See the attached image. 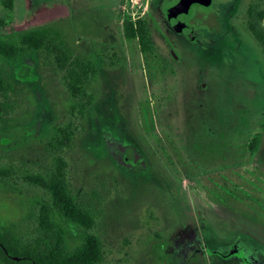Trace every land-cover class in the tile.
<instances>
[{
    "label": "rangeland",
    "instance_id": "374dc122",
    "mask_svg": "<svg viewBox=\"0 0 264 264\" xmlns=\"http://www.w3.org/2000/svg\"><path fill=\"white\" fill-rule=\"evenodd\" d=\"M177 1H150L141 41L124 36L123 0H0V37L49 27L64 43L61 62L53 49L0 56V225L24 247L55 242L32 204L50 195L24 176L62 159L94 224H58L71 249L96 236L99 264H264V0L194 4L196 43L168 24Z\"/></svg>",
    "mask_w": 264,
    "mask_h": 264
},
{
    "label": "trees",
    "instance_id": "16d2710c",
    "mask_svg": "<svg viewBox=\"0 0 264 264\" xmlns=\"http://www.w3.org/2000/svg\"><path fill=\"white\" fill-rule=\"evenodd\" d=\"M14 0H4V6L13 9ZM264 19V13L258 12L255 20ZM249 28L258 40L261 33L254 23L250 22ZM124 36L127 39L144 41L146 24L143 19L134 22L125 19L123 22ZM62 34L54 28H39L28 30L17 36L7 35L0 37V56L7 60H13L27 50L56 51V59L61 62L64 57ZM71 71L69 90L73 98L79 99L86 95L83 89L85 78L80 75L73 77ZM9 85L0 72V93L4 92ZM85 104H82L81 112ZM1 119V117H0ZM60 134L66 137V132L60 130ZM257 138H253L250 149L255 152ZM61 166L56 173L50 176L27 175L24 180L32 185L41 187L50 195V200L35 199L32 204L37 208V220L39 228L53 234L55 242L48 245L46 249L38 251L24 247L18 239L15 230L6 224L0 225V263L1 264H99L102 261V248L96 236L85 233L80 238V243L69 248L66 244L65 235L68 233L58 224V217L84 230L90 229L94 224L92 214L77 203L74 196L68 190L65 183V162L60 159ZM10 172L0 169V182L2 177L8 176Z\"/></svg>",
    "mask_w": 264,
    "mask_h": 264
},
{
    "label": "water",
    "instance_id": "95a60500",
    "mask_svg": "<svg viewBox=\"0 0 264 264\" xmlns=\"http://www.w3.org/2000/svg\"><path fill=\"white\" fill-rule=\"evenodd\" d=\"M212 0H179L173 8V14L169 15V24L176 29L182 37L191 43H196V35L194 30L187 24L190 17V7L195 4L210 6Z\"/></svg>",
    "mask_w": 264,
    "mask_h": 264
},
{
    "label": "built area",
    "instance_id": "2783aa9c",
    "mask_svg": "<svg viewBox=\"0 0 264 264\" xmlns=\"http://www.w3.org/2000/svg\"><path fill=\"white\" fill-rule=\"evenodd\" d=\"M151 0H123L124 5L122 6L125 14H128L132 20L139 18L140 16L146 15L149 11ZM131 15V17H130Z\"/></svg>",
    "mask_w": 264,
    "mask_h": 264
},
{
    "label": "flooded vegetation",
    "instance_id": "af4514ba",
    "mask_svg": "<svg viewBox=\"0 0 264 264\" xmlns=\"http://www.w3.org/2000/svg\"><path fill=\"white\" fill-rule=\"evenodd\" d=\"M159 1H160V0H152V2H153V6L158 5ZM178 2H179V0L176 2V4H177ZM176 4H175V5H176ZM195 4H198V3H195ZM193 5H194V4H193ZM193 5H192V6H193ZM198 5L203 6V5H201V4H198ZM192 6H191V7H192ZM191 7H190V8H191ZM204 7H205V6H204ZM151 8H152V7H151ZM154 9H155V8H153L152 11H154ZM167 21H168V19H167ZM188 21H189V20H188ZM188 21H187V24H188ZM168 24H169V22H168ZM169 25H170V24H169ZM188 25H189V24H188ZM170 26H171V25H170ZM189 26H190V25H189ZM171 27H172V26H171ZM190 27H191V26H190ZM172 28H173V27H172ZM191 28H192V27H191ZM192 29H193V28H192ZM173 30H174V32H175L176 34L182 36V35H181L176 29L173 28Z\"/></svg>",
    "mask_w": 264,
    "mask_h": 264
}]
</instances>
